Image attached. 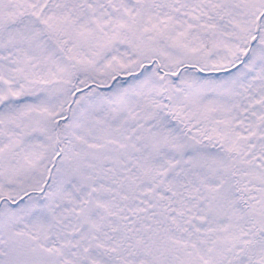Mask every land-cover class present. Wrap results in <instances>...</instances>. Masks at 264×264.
Segmentation results:
<instances>
[{"label":"snow or ice","instance_id":"obj_1","mask_svg":"<svg viewBox=\"0 0 264 264\" xmlns=\"http://www.w3.org/2000/svg\"><path fill=\"white\" fill-rule=\"evenodd\" d=\"M0 264H264V0H0Z\"/></svg>","mask_w":264,"mask_h":264}]
</instances>
